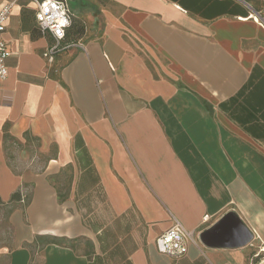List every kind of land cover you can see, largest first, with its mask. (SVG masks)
Returning <instances> with one entry per match:
<instances>
[{
    "label": "crops",
    "instance_id": "obj_1",
    "mask_svg": "<svg viewBox=\"0 0 264 264\" xmlns=\"http://www.w3.org/2000/svg\"><path fill=\"white\" fill-rule=\"evenodd\" d=\"M31 4L0 0V264L264 256V0H69L54 63ZM230 213L248 245L158 251L172 215L200 237Z\"/></svg>",
    "mask_w": 264,
    "mask_h": 264
},
{
    "label": "built area",
    "instance_id": "obj_2",
    "mask_svg": "<svg viewBox=\"0 0 264 264\" xmlns=\"http://www.w3.org/2000/svg\"><path fill=\"white\" fill-rule=\"evenodd\" d=\"M36 5L35 17L40 30L43 33L49 34L54 39V43L47 49L44 57L49 63H54L56 56L68 48L74 46L73 44H66L67 30L72 26V13L67 0H52L53 3L63 5L64 17L61 19H67L70 21L68 27L60 28L56 21L59 16V9L53 10L51 4H49L48 12H44L43 4L48 3V0H31ZM12 10V5H8L0 11V78L6 79L8 76V69L6 65L7 59L11 56V52L8 48V44L4 39V33L6 31V25L9 20ZM57 31H63L64 36L62 39L56 35ZM179 226V231L176 236H173L171 240L166 238L172 235V232ZM178 237V238H177ZM199 236L195 231L187 229L183 223L175 216L172 215V226L162 233L156 240V246L160 253L174 259L185 256L189 247L192 244H196ZM161 247L165 248V251H161ZM249 264H264V256L255 255L251 258Z\"/></svg>",
    "mask_w": 264,
    "mask_h": 264
},
{
    "label": "water",
    "instance_id": "obj_3",
    "mask_svg": "<svg viewBox=\"0 0 264 264\" xmlns=\"http://www.w3.org/2000/svg\"><path fill=\"white\" fill-rule=\"evenodd\" d=\"M199 238L207 246L244 247L252 241L253 234L236 214L230 213Z\"/></svg>",
    "mask_w": 264,
    "mask_h": 264
},
{
    "label": "clouds",
    "instance_id": "obj_4",
    "mask_svg": "<svg viewBox=\"0 0 264 264\" xmlns=\"http://www.w3.org/2000/svg\"><path fill=\"white\" fill-rule=\"evenodd\" d=\"M49 4H51V7L53 10H56V9H59V16L57 18V25H59V27L62 29V28H65V27H68L69 24H70V21L67 20V19H61V17H64L65 13H64V9H63V5H58L56 3H53L52 0H48V3H45L43 4V10L44 12H48L49 10ZM30 7H36L35 4H31L29 5ZM15 11L18 12L19 11V5H16L15 6ZM56 35L58 38L62 39L63 36H64V32L63 31H57L56 32ZM179 231V226H177V228L172 232V235L168 236L166 239L167 240H171L173 236H176L177 235V232ZM178 238V237H177ZM161 251H165V248L164 247H161L160 249Z\"/></svg>",
    "mask_w": 264,
    "mask_h": 264
},
{
    "label": "rangeland",
    "instance_id": "obj_5",
    "mask_svg": "<svg viewBox=\"0 0 264 264\" xmlns=\"http://www.w3.org/2000/svg\"><path fill=\"white\" fill-rule=\"evenodd\" d=\"M68 4H69V0ZM8 215L9 211L7 208L0 207V244L7 243L10 239V231L8 228Z\"/></svg>",
    "mask_w": 264,
    "mask_h": 264
},
{
    "label": "trees",
    "instance_id": "obj_6",
    "mask_svg": "<svg viewBox=\"0 0 264 264\" xmlns=\"http://www.w3.org/2000/svg\"><path fill=\"white\" fill-rule=\"evenodd\" d=\"M72 25H73V19H72ZM71 27H72V26H71ZM68 30H69V29H68ZM68 30H67V31H68Z\"/></svg>",
    "mask_w": 264,
    "mask_h": 264
}]
</instances>
